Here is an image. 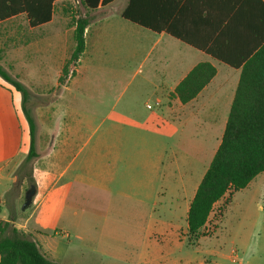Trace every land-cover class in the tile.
Returning <instances> with one entry per match:
<instances>
[{
  "label": "crops",
  "instance_id": "obj_1",
  "mask_svg": "<svg viewBox=\"0 0 264 264\" xmlns=\"http://www.w3.org/2000/svg\"><path fill=\"white\" fill-rule=\"evenodd\" d=\"M29 1L35 5L40 1L43 11L38 13L42 14L47 13L51 5V21L31 27L26 15L19 13L0 23V33H11L9 41L14 46L32 51L34 61L31 63L37 64L32 78L43 81L44 58L49 61L59 57L56 62L59 71L69 58L67 51L63 54L69 33L56 24L59 19L64 20L62 17L74 0ZM256 6L254 0H114L106 7L88 12L86 53L88 37L92 36L93 47L99 49V61L108 65L110 74L114 64L140 61L133 78L139 76L140 83L121 110L134 114H118L119 100L112 87L96 88L92 93L78 88V108L75 109L60 104L64 102L63 95L58 98L61 88L45 90L42 85L32 83L28 94L37 157L29 162L31 134L23 112V96L0 76V181L8 185L0 194V204H6V198L13 191L22 203V198L34 190L26 211L12 216L5 214L0 222L10 223L57 264H83L86 261L81 260V251H77V255L71 253L67 228L61 232V237L56 232L58 238L49 239V209L37 216L48 200L53 201L51 207L62 205L67 209L80 208L90 202L95 208L94 224L99 223L101 227L100 232L89 236L91 239L120 236L132 240L133 235L127 231L123 235L116 234L119 226L127 227L119 223L129 222L133 227L149 231L155 223L153 214L148 212L150 202L153 206L161 205L165 213L187 215L221 144L241 77V69L231 68L208 51H218L228 60L239 62V54H246L248 48L255 46L258 42L255 34L264 29L263 13ZM34 8L37 12V7ZM73 32L74 27L72 36ZM81 59L71 80L80 73ZM203 63L212 65L216 75L195 99L183 104L175 96V90ZM0 64L4 65L2 56ZM10 76L21 79L17 74ZM60 77L59 73L57 81ZM115 84L116 74L114 87ZM87 96L94 99L95 110L112 103L113 99L112 110L101 119V125L110 122V127L115 129L125 125L145 126L153 137L138 138L135 142L150 145L152 153L143 149L130 160L118 152L119 137H114L98 139L97 143L105 147L87 154L85 149L92 139L86 140L82 135L84 121L80 119V113L86 111L80 108ZM140 99L153 101L155 111L147 116L139 114L136 103ZM35 111L44 119L43 135L38 138L35 137ZM59 111L65 112L62 119L53 124L48 117L51 112ZM63 180L64 185L56 189V183ZM105 216L110 220H105ZM79 223L70 225L68 222L67 225L78 232ZM109 229L112 233L106 234ZM81 239L83 237L77 235V240ZM125 262L148 264L143 259Z\"/></svg>",
  "mask_w": 264,
  "mask_h": 264
},
{
  "label": "rangeland",
  "instance_id": "obj_2",
  "mask_svg": "<svg viewBox=\"0 0 264 264\" xmlns=\"http://www.w3.org/2000/svg\"><path fill=\"white\" fill-rule=\"evenodd\" d=\"M85 17L88 11L82 6L81 0H74L71 2L70 8L64 15V20L59 19L57 26H62L68 38L65 42L63 54L68 52L69 58L66 59L62 68L69 61L72 52L75 48L74 37L72 36L73 23L72 19L75 12ZM11 33H0V56L4 65L2 67L9 75L17 74L21 79H17L30 93L32 83L42 85V89L52 90L59 89L58 98L62 95L64 102L60 101L61 105L74 106L77 109V91L78 88L85 89L92 93L96 88H110L115 89L119 100L117 112L132 116L134 112L121 111L125 101L129 99L130 93L136 89L140 83V77L136 79V74L140 61H135L130 64H114L112 74L108 69V65L103 61H99L100 55L98 50L93 47L92 36L88 37V49L81 56L82 65L80 73L75 76L73 80L72 72L76 68L72 65L70 67L69 76L66 78L64 84H60L58 80L59 73L62 76L61 70H58L57 58L45 61L44 58V72H42L43 81L33 80L35 75L36 65L31 62L34 61V54L30 49H19L9 41ZM24 51V52H23ZM58 56V55H56ZM144 71V69H143ZM116 74V84L114 87V75ZM111 77V79H110ZM102 78V81H101ZM58 83V86H57ZM60 84V85H59ZM67 90L69 92H67ZM83 107L86 111L80 113V119L84 121V130L82 135L86 140L91 138V143L85 149L87 154H93L98 151V147H105L100 145L98 139H110L119 137L118 152H122L126 157H132L145 149L150 151V145H142L136 143L138 138H151L153 135L147 131L145 126L125 125L115 129L110 127V122L101 125V119L110 114L113 106L112 103L102 105L100 109L95 110L94 99L87 96ZM138 113L144 116L150 115L155 111V104L151 100L140 99L137 103ZM27 109L31 111V97L28 96L26 104ZM61 110V109H59ZM65 111H59L49 115V119L53 124L62 119ZM36 120L35 137L43 135V120L39 114L34 112ZM26 121V120H24ZM121 139V140H120ZM130 139V140H129ZM148 151V152H149ZM152 153V150L150 151ZM55 181V179H54ZM53 181V182H54ZM65 181L56 183V189H60ZM54 184V183H53ZM8 185L0 181V194L7 189ZM29 188V185H28ZM28 190V189H27ZM27 195V194H26ZM54 193H52V196ZM25 197L22 198V203L18 200L13 191V194L8 195L6 204H0V218L5 216H12L15 213L22 211ZM218 203L213 213L210 216L209 222L203 233L206 237L200 239L196 243H190L188 240V223L187 215H172L163 212L161 205L150 202L148 206L149 214H153L154 224H151L149 231H142L141 227H133L129 222L119 223L127 227L119 226L116 234L123 235L124 231L132 234V240L123 239L120 236H109L105 239H91L89 236L94 235V232H100V224H94L95 208L91 206L90 202L80 206V208H63L62 205L51 207L52 200L44 203L37 216H41L49 209L50 215V231L48 233L49 239L55 240L58 238L57 232L61 237V232L67 228L69 233L67 240L70 242L72 252L77 255V251H81V260L86 261L83 264H126L125 260H147L148 264H264V173L260 174L255 180L244 190L236 192L231 203L226 206V199ZM52 199V198H49ZM70 212L69 214H67ZM64 214V215H63ZM107 221L110 218H106ZM122 221L125 218H121ZM79 221V231L70 230L68 222L73 223ZM103 221V218L100 219ZM134 225H136L134 223ZM15 229L10 226L8 234ZM112 233L109 229L106 234ZM77 235L83 237L77 240ZM138 264V263H135Z\"/></svg>",
  "mask_w": 264,
  "mask_h": 264
},
{
  "label": "trees",
  "instance_id": "obj_3",
  "mask_svg": "<svg viewBox=\"0 0 264 264\" xmlns=\"http://www.w3.org/2000/svg\"><path fill=\"white\" fill-rule=\"evenodd\" d=\"M263 13L264 0H254ZM114 0H81L82 6L92 12L106 7ZM0 0V23L24 13L31 27H39L52 19L51 5L47 13L40 1ZM51 4V3H50ZM37 7V12L34 10ZM4 9V10H3ZM125 18L128 16L125 15ZM75 41L74 51L62 69L60 84L69 76L70 67L78 66L86 49L85 33L89 26L88 16L82 17L78 11L72 19ZM255 46L240 53L239 62H232L218 51L209 50L215 59L231 68L241 69V77L236 96L231 107L221 144L206 171L193 198L187 214L188 240L196 243L206 237V228L215 206L228 196L226 206L231 203L236 192L246 189L260 174L264 173V29L255 34ZM75 75V71L72 72ZM216 75V69L209 63L198 65L175 90V96L186 104L195 99ZM0 76L23 96V112L30 127L31 149L27 162L36 158L34 149V120L27 109L28 91L18 80L12 78L0 64ZM10 223L0 222V264H57L45 257L37 244L12 229Z\"/></svg>",
  "mask_w": 264,
  "mask_h": 264
},
{
  "label": "water",
  "instance_id": "obj_4",
  "mask_svg": "<svg viewBox=\"0 0 264 264\" xmlns=\"http://www.w3.org/2000/svg\"><path fill=\"white\" fill-rule=\"evenodd\" d=\"M33 195H34V190L29 191L27 193L26 198H25V203L22 208L23 211H26L30 207Z\"/></svg>",
  "mask_w": 264,
  "mask_h": 264
}]
</instances>
